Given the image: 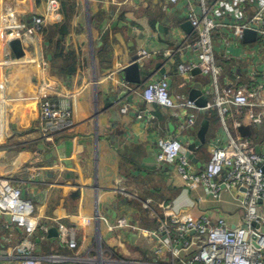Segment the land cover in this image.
Returning a JSON list of instances; mask_svg holds the SVG:
<instances>
[{"label": "crops", "instance_id": "obj_1", "mask_svg": "<svg viewBox=\"0 0 264 264\" xmlns=\"http://www.w3.org/2000/svg\"><path fill=\"white\" fill-rule=\"evenodd\" d=\"M204 8L219 24L212 35L218 86L230 83L252 91L264 82V40L257 36L255 42L244 43L236 32L258 13L264 18V0H204L203 5L201 0H0V181L19 188L35 208L39 228L32 240L33 256L42 261L57 256L59 261L52 264H83L79 258L99 244L104 264H158L153 251L164 240L160 206L165 200L168 213L176 212L178 218L226 216L236 223L230 196L216 203L199 186L183 191L173 167L156 160L158 139L186 146L207 123L205 144L194 154L199 164H191L200 170L212 150L226 142L218 117L197 106L181 112L146 105L141 98L146 84L136 92L121 73L138 57L139 65L154 74L151 81L163 70L171 95L189 99L198 84L211 105V77L197 69L184 77L177 70L180 64L197 62L195 32L182 25L188 22L187 10L200 15ZM35 17L44 19L39 32L32 28ZM14 41L23 49L19 57ZM143 50L151 54L146 60ZM60 51L69 55L66 71L46 58ZM43 96L70 110V118L59 125L44 124ZM189 115L192 129L183 121ZM262 116L260 106L245 108L236 115L231 111L226 123L233 129V119H240L249 128L246 137L260 149ZM97 216L99 220L86 224ZM59 225L74 229L77 250L68 248ZM21 239V231L0 218V263L17 261L11 249Z\"/></svg>", "mask_w": 264, "mask_h": 264}, {"label": "built area", "instance_id": "obj_2", "mask_svg": "<svg viewBox=\"0 0 264 264\" xmlns=\"http://www.w3.org/2000/svg\"><path fill=\"white\" fill-rule=\"evenodd\" d=\"M177 1L168 0L171 4ZM203 1L201 0L202 5ZM186 18L196 35L192 48L197 62L180 64L177 70L184 77L194 69L201 75L211 77L214 100L211 105L207 104L206 109L217 110L226 142L212 150L205 168L200 170L192 168L191 163L181 154L182 144L174 139L156 141V160L165 166L173 167L182 181L183 191L199 186L204 189L206 196L216 203H222L225 195L230 196L237 221L230 224L226 216L216 220L206 216L196 218L189 215L178 218L176 212L168 213L169 200H165L160 206L165 216L160 229L164 233V240L160 247L154 248L153 254L159 259L158 264H264V82H258L250 92L233 87L230 83L220 88L217 83L219 70L214 64L212 41V35L219 27L217 17L204 8L200 15L192 9L187 10ZM263 22L262 13H258L248 25H239L236 37L241 38L242 31L251 28L264 40ZM32 23L33 30L39 32L44 25V19L35 17ZM0 53L2 54L1 43ZM150 56L145 50L141 52L142 60ZM53 57L54 54L46 57L51 59V64L54 63ZM39 59L45 61L42 55ZM2 66L0 59V67ZM249 74L250 77H255L257 73L250 71ZM169 88L168 77L162 73L156 80L146 83L141 93L142 101L146 105L181 112L197 110L194 101L171 95ZM257 106L263 109L262 145L259 153L250 137L242 138L236 134L237 128L241 126L240 119H233V129L226 123V117L231 111L236 115L241 109ZM122 112L127 110L124 108ZM70 116V110L61 109L56 101L43 96L40 118L44 124L59 125ZM184 118L185 127L192 129L193 118L190 115ZM171 206L175 208L174 202ZM0 218L6 219L8 226L19 229L22 233L21 241L11 249L17 259L13 264H52L59 261L57 256H50L46 261L33 256L32 240L39 228V219L33 204L24 200L21 190L7 181H0ZM96 220H99L98 216L86 224ZM252 223H255L256 227H253ZM58 230L62 237L68 240V248L77 250L74 229L59 225ZM154 235L155 233H152V236ZM152 236H149L150 239ZM120 264L136 263L127 261Z\"/></svg>", "mask_w": 264, "mask_h": 264}, {"label": "water", "instance_id": "obj_3", "mask_svg": "<svg viewBox=\"0 0 264 264\" xmlns=\"http://www.w3.org/2000/svg\"><path fill=\"white\" fill-rule=\"evenodd\" d=\"M183 29L193 31V28L191 27L189 22H186L184 25H182ZM241 39L244 43H253L257 39V33L253 29H245L242 31ZM12 48L15 50L16 56L19 57L23 55V49L21 47V44L19 41H14L12 42ZM138 57L135 59L131 60V62L124 66L122 68V77L126 83L132 84L134 86V91H139L146 83H148L151 78L154 76L153 73L149 72L145 67H142L139 65ZM160 65H157L155 69H159ZM163 70L160 69L159 74H162ZM200 85L196 84L194 85V88L190 92L189 95V100L194 101L195 105L197 107L203 108L207 111H209L207 108V98L204 97L201 94V89ZM121 97H125V95L122 93L120 95ZM129 98V96H127ZM131 97V95H130ZM199 97V98H198ZM127 98V99H128ZM207 123H203L196 135V139L189 145L183 146L181 149V154L191 163L194 165H198L199 161L195 157V151L199 147L201 148L202 145L205 144V134L207 132ZM238 133L243 137L248 136L250 134L249 128L246 126H240L237 128ZM257 153L260 152L259 148L256 149ZM205 168V165H203L202 169ZM264 171V168H263ZM78 196V193H73L72 195ZM253 227H256L255 223H252ZM53 230H51L52 232ZM55 232V231H53Z\"/></svg>", "mask_w": 264, "mask_h": 264}, {"label": "rangeland", "instance_id": "obj_4", "mask_svg": "<svg viewBox=\"0 0 264 264\" xmlns=\"http://www.w3.org/2000/svg\"><path fill=\"white\" fill-rule=\"evenodd\" d=\"M218 125L220 126L221 123L218 120ZM221 127V126H220ZM156 209V207H155ZM102 245L96 244L93 248L91 253H89L87 256L85 257H80L79 261L83 264H104V255L103 253H101V255H99L98 253L102 251ZM103 254V255H102ZM89 260V261H88ZM116 260L114 257L112 258V261ZM91 261V262H90ZM129 263H132V261H128Z\"/></svg>", "mask_w": 264, "mask_h": 264}, {"label": "trees", "instance_id": "obj_5", "mask_svg": "<svg viewBox=\"0 0 264 264\" xmlns=\"http://www.w3.org/2000/svg\"><path fill=\"white\" fill-rule=\"evenodd\" d=\"M68 58H69L68 53L66 54V53H64L62 51L55 52L54 53V57H53V61H54L53 65L54 66H61V67H58V68H61V71H66V69H67V65L66 64L69 61ZM210 112H212V114H211L212 118H214L215 116L218 117V113H217L216 109H211ZM218 120H219V117H218ZM217 125H218V123H217Z\"/></svg>", "mask_w": 264, "mask_h": 264}]
</instances>
